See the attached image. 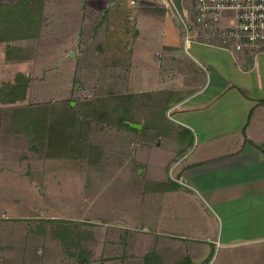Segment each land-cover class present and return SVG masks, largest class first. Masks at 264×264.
Segmentation results:
<instances>
[{"label":"crops","instance_id":"1","mask_svg":"<svg viewBox=\"0 0 264 264\" xmlns=\"http://www.w3.org/2000/svg\"><path fill=\"white\" fill-rule=\"evenodd\" d=\"M87 34L92 53L71 50ZM83 56L121 92L88 199L82 175L38 160L50 119L29 110ZM0 264H264V55L243 70L185 49L159 0H0Z\"/></svg>","mask_w":264,"mask_h":264},{"label":"rangeland","instance_id":"2","mask_svg":"<svg viewBox=\"0 0 264 264\" xmlns=\"http://www.w3.org/2000/svg\"><path fill=\"white\" fill-rule=\"evenodd\" d=\"M14 1H17L18 4L27 2L26 0ZM30 3L37 5L39 0H33ZM175 4L178 5L177 1H175ZM148 7L147 4H143V9L146 11H149ZM71 18L74 19L75 17ZM166 20L173 26L174 22L171 17L166 18ZM63 22H66L67 31H71L76 27V24L73 26L72 23H69V19H64ZM63 22L61 21V23ZM178 22L180 23V20ZM180 25L182 26L181 23ZM93 34L86 35L87 39H91L88 40L89 42H85L87 40L82 41L83 46L78 44V37H74V40L76 39L77 41L71 44V50H75L78 53L79 47L84 54L92 53V49L95 48H93L94 40L97 39L92 37ZM94 36L96 37V35ZM68 58L67 64L72 67L71 62H75V59L73 57ZM100 65H105L103 59H90L83 56L79 63V71L84 73L79 75L77 58V65L71 68V73L58 76L61 80L60 84H47L45 86L50 89L42 90L41 85L36 83L34 84V89L30 92L32 96L30 103L33 107L29 109L30 112H33L32 114H35L39 120L42 117L50 119L48 125L51 126L49 135L50 146L47 148V152L43 155L41 154L38 160L41 161L43 158H49L50 161L60 159L61 162L67 164V174L72 175L73 178L82 175L83 179L87 180L86 185L83 184L82 187V196L87 199L91 194L89 186L91 180L88 181V177L91 174L92 163L96 161L109 162L111 157L108 154L109 148H112L109 146L111 139L108 138L107 132L109 129L112 130V124L109 123L111 117L108 118V116H111L110 110L114 105L108 104H114L113 100L117 99L114 94L121 93L108 89V85L105 84L108 79L107 74H85L88 71H97L98 69L105 71L106 69ZM50 79L52 81L56 80L52 79L51 76ZM59 86L61 88L57 89ZM37 125L40 126L42 123ZM58 127L61 133H59ZM45 138V142H47L48 136ZM49 143L47 142V144ZM99 173L102 174L104 172L101 171ZM75 197L77 199H72H74L75 204L78 203V206L81 207L82 198L79 190L78 195H75ZM67 210L69 211V209Z\"/></svg>","mask_w":264,"mask_h":264},{"label":"built area","instance_id":"3","mask_svg":"<svg viewBox=\"0 0 264 264\" xmlns=\"http://www.w3.org/2000/svg\"><path fill=\"white\" fill-rule=\"evenodd\" d=\"M159 1L178 16L185 49L200 45L221 50L243 70L264 55V0Z\"/></svg>","mask_w":264,"mask_h":264},{"label":"trees","instance_id":"4","mask_svg":"<svg viewBox=\"0 0 264 264\" xmlns=\"http://www.w3.org/2000/svg\"><path fill=\"white\" fill-rule=\"evenodd\" d=\"M29 4H30V2L29 1H31V0H26ZM33 1V0H32ZM24 4H25V2H24ZM16 89H19V88H16ZM20 90V89H19ZM19 90H17V92H11L10 93V95H14V94H17V93H19Z\"/></svg>","mask_w":264,"mask_h":264}]
</instances>
